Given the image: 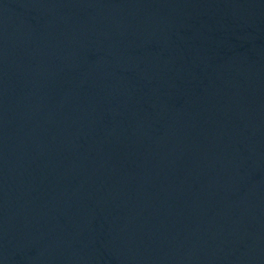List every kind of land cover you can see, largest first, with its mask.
<instances>
[{
  "label": "water",
  "instance_id": "1",
  "mask_svg": "<svg viewBox=\"0 0 264 264\" xmlns=\"http://www.w3.org/2000/svg\"><path fill=\"white\" fill-rule=\"evenodd\" d=\"M0 264H264V0H0Z\"/></svg>",
  "mask_w": 264,
  "mask_h": 264
}]
</instances>
